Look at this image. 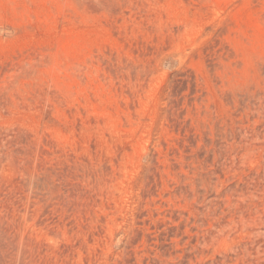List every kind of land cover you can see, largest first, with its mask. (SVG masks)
Masks as SVG:
<instances>
[{
    "label": "rangeland",
    "instance_id": "1",
    "mask_svg": "<svg viewBox=\"0 0 264 264\" xmlns=\"http://www.w3.org/2000/svg\"><path fill=\"white\" fill-rule=\"evenodd\" d=\"M0 264H264V0H0Z\"/></svg>",
    "mask_w": 264,
    "mask_h": 264
}]
</instances>
